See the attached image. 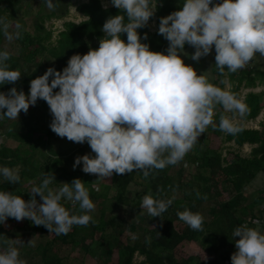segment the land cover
I'll use <instances>...</instances> for the list:
<instances>
[{
	"label": "clouds",
	"instance_id": "clouds-1",
	"mask_svg": "<svg viewBox=\"0 0 264 264\" xmlns=\"http://www.w3.org/2000/svg\"><path fill=\"white\" fill-rule=\"evenodd\" d=\"M43 2L49 9L55 6L53 0ZM110 4L120 14L104 23L98 48L73 55L60 71L48 68L30 81L27 94L16 87L0 92V120L18 119L21 111L27 113L43 100L53 117L51 130L69 141L87 143L95 153L77 157L74 169L82 164L84 173L98 175L99 180L136 170L147 177L153 169L183 160L213 124L217 105L224 113L244 112L235 94L212 83L208 72L198 74L183 57L189 55L186 46L195 49L189 58L197 62L214 48L215 66L235 72L257 54L264 56V0H183L180 10L160 18L158 34L168 41L165 52L152 51L143 42L147 34L141 36L139 31L155 16V0H110ZM0 28L12 39L2 18ZM9 60L10 52L0 49V85L15 84L22 76L10 68ZM219 129L229 134L239 131L234 118L224 114ZM0 178L19 184V169L0 165ZM54 181L53 173H44L27 201L0 190V225L9 218L27 219L57 235L87 226L96 205L85 183L77 178L53 188ZM172 204L173 199L146 194L140 208L157 218ZM76 205L80 214L72 211ZM177 216L192 230H202L200 213L185 209ZM232 235L236 251L231 264H264V229L245 224ZM33 243L34 239L26 245ZM14 244L24 243L9 239L6 247L0 246V264H25Z\"/></svg>",
	"mask_w": 264,
	"mask_h": 264
},
{
	"label": "trees",
	"instance_id": "trees-1",
	"mask_svg": "<svg viewBox=\"0 0 264 264\" xmlns=\"http://www.w3.org/2000/svg\"><path fill=\"white\" fill-rule=\"evenodd\" d=\"M35 0H0V18L7 24L8 29L15 31L12 39L13 51L18 52L15 62L9 64L12 70H18L21 62L26 64L27 72L22 76L23 84L27 89L23 90L26 94L29 92L30 81L42 76L47 70L43 67L41 59L49 57L56 62V69L62 70L67 66L68 60L75 54H87L90 47L97 48L96 45L104 36L102 31L103 25L110 16L120 14V10L111 6L110 0H68V7L73 2L80 1L77 11L85 18L79 24L68 22L64 25V31L59 34V38L53 41V32L48 31L45 26V18L49 17L40 15L35 25V33L31 34L26 28L22 19L18 20L21 15L28 12L32 8V2ZM43 1V0H42ZM59 4L62 0H58ZM66 1V0H65ZM63 2V4L65 3ZM109 3V7L105 8V3ZM157 11L155 16L149 23L156 22L159 26L160 18L166 17L174 11L180 10V3L183 0H155ZM46 5V3H44ZM62 4V5H63ZM67 7V8H68ZM69 9L59 19L66 18L69 15ZM121 14H123L121 12ZM140 34L145 33L148 36L145 43L150 44L152 51L165 52L168 47V41L161 35L152 33L149 26L140 29ZM4 30L0 28V46L2 45L1 36ZM18 33V35H17ZM126 41V34L123 37ZM188 46H186L187 48ZM231 80L238 79L240 85L247 81L250 88L256 87L257 81H264V71L255 70L253 73L240 72L239 70L232 72ZM21 79V78H20ZM253 86V87H252ZM12 88V84L0 85V92L7 93ZM257 97V98H256ZM250 95L247 98L246 120H256L260 112L264 108L260 101L262 97ZM40 101L43 106H48L43 100ZM23 114V112L21 113ZM219 116V115H218ZM221 116V115H220ZM214 117L213 127L207 135L215 148L205 147L196 151L194 154H186L187 162L195 166V173L191 177H186L185 168L177 174L176 177L170 175L169 170H151L149 176L145 177L142 172L136 170L132 173L113 174L111 178H107L105 184L101 185V190L97 191V186L85 185L88 189L90 198L95 202L96 206H102L104 203L109 204V210L114 211L120 206L132 207L138 213L147 211L140 208L143 197L146 194H152L157 199H173V204L162 214L161 217H151V227L149 233L153 237V243L150 248H140L137 244L132 246L128 237V232L122 233L120 237L109 238L115 239V245L109 249L107 246L106 229L96 225L93 219L87 226H74L66 235L54 236L48 241L44 252L45 264H70V250L81 249L82 252L95 258L100 255V259L96 264H106V256H110L112 264H231V256L236 251L235 238L233 230L240 225H248L249 227H258L254 222L263 220L264 211H257L256 207L261 203L264 204V188L258 189L255 193H259L260 197L252 203L247 202L243 191L247 188L256 189L255 181L264 173V126L261 131L248 130L242 124H237L239 131L229 134L219 129V118ZM7 121V120H6ZM5 124L2 122L0 130H4ZM28 131H16L11 127L8 133L9 138L17 139L20 142L36 143L40 147L43 142L47 145L51 143L52 134L48 132L45 136L31 138L33 131L37 129L29 128ZM35 132V131H34ZM40 132V131H39ZM36 133V132H35ZM44 137V139H43ZM206 137V138H207ZM221 139L227 143H236L237 146L243 147L246 144L255 146L250 158H243L239 154H229L228 158H223L220 154ZM204 145L206 139L203 138ZM48 147V146H43ZM35 150H31L27 155L17 153L16 150L2 148L0 151V163L7 167H13L22 164L26 171L23 173V181L29 182V186L39 185L44 173H53V163L60 167L61 175L57 182L63 179L69 180L72 171L68 170V164L75 170L82 171L83 165L74 169V161L67 158L60 163L56 162L51 156L41 163H34L31 155ZM87 154L86 148H80L74 155L76 158ZM33 157V156H32ZM65 176V177H64ZM135 184L139 189L135 195L128 190L130 185ZM23 186L15 187L0 178V190L13 192L18 196H22L26 201L30 200V192H25ZM115 187L116 195L109 201L104 189ZM227 188L229 190H227ZM231 190L234 196L231 195ZM180 193L183 199H175V194ZM36 199L40 201V197ZM215 202L216 206L212 210V220L204 224L202 230H192L183 221L179 220L177 212L190 209L193 212L200 213L207 202ZM71 208V205H66ZM74 214H80L79 206L72 208ZM149 216V215H148ZM261 216L263 218H261ZM261 218V219H258ZM31 222V221H30ZM117 219L110 221V228H115ZM16 220L9 218L5 225H0V246L6 247L10 239V234L14 230ZM31 231L40 235H50L49 230L44 226H36L32 222ZM135 231V227H131ZM144 257V260L135 263L136 254ZM93 256V257H92ZM88 264V263H85Z\"/></svg>",
	"mask_w": 264,
	"mask_h": 264
},
{
	"label": "rangeland",
	"instance_id": "rangeland-1",
	"mask_svg": "<svg viewBox=\"0 0 264 264\" xmlns=\"http://www.w3.org/2000/svg\"><path fill=\"white\" fill-rule=\"evenodd\" d=\"M64 1L65 0H62L61 3L59 4L58 0H53L55 6L53 9H49L47 7V5H45L42 0H35L34 2H32V5H33L32 8L28 12L21 15V17L18 20L22 19L21 21H23V23L25 24V28L31 34H34L35 33V25L37 24V19L40 17V15H45L46 17H49L52 14H55V16L51 19L45 18V26L48 29V31L53 32V41H55L57 38H59V34L62 31H64L65 23L70 22V21L75 22V23L81 22V19H80L79 15L76 11L77 5H79L80 1H78V2L74 1L72 6L70 7V9L68 7V4H69L68 0H66L65 3L63 4ZM84 1H86V0H84ZM67 9H69V17H67V19H65V20H60L58 17H61L66 12ZM7 31L12 36V39H13V37L16 34L15 31L12 30L11 28L7 29ZM153 31H157V29H154ZM12 39H9L8 36L5 35V33H3V35L1 36L2 45L0 46V49H6L10 52V60L7 61V63H9V64H12L13 62H15V60H14L15 58L12 57V53H13L14 57H18V52L13 51ZM98 46H99V43L96 45V47L98 48ZM260 57H262V56H260ZM41 61H42L43 67H45L46 69H48L50 67L56 68V62L49 57H45V58L41 59ZM26 67H27L26 64L24 62H21L18 70L20 71L22 76L27 72ZM22 76H21L20 80H18L15 84H12V87L17 86V84H18L20 86V89H24V88L27 89L28 88L27 86H25V84H23L24 81H23ZM263 90L264 89H259V91H261V92H263ZM38 105H41V103L39 102V104H36L35 106H38ZM47 107L48 106H46V108ZM35 108H37V107H35ZM35 108H34V106H30L29 110L35 109ZM21 112H23V111H21ZM238 115L239 114L231 115L234 118L236 125L238 124V122L240 120V117H237ZM219 116L215 115L214 117H216V119H217ZM24 118L25 117L23 115L19 114L18 119H15V120H10L7 118H5L7 121L5 119L0 120V122L1 121L4 122L5 128H6V129L0 130V131L3 134L8 133V130L11 129V126H14L15 124L17 125L16 131H20V132L28 131L27 127L25 126L26 122H24ZM27 119L30 120L28 117H27ZM248 126L250 127V125H247V127ZM210 128H211V126H209V129H207V131H205V133L199 137V141L201 143L203 142L202 141L203 138L206 139L204 145H202L201 143L200 144L197 143L198 147H200L199 150H202L204 152H205V147H209L211 149L215 148V144L213 145L212 144L213 141H211V139H212L211 135H210V138L207 137V135L210 132ZM34 131H33L32 135L29 137L37 138L36 140H40L43 142V140L41 138L40 139H38V138L40 136H45L46 133L45 132H39L36 130H34ZM39 134H40V136H38ZM5 135H7V134H5ZM43 139H44V137H43ZM221 141L222 142L220 144L221 147L219 149V152H220V154H222L223 158H228L229 154H233V153L239 154L243 158L248 157L250 155L251 150L238 149V147L233 143H227V142L223 141L222 139H221ZM78 144L79 143H74L75 146H78ZM44 145L45 146L49 145L52 147V149L49 147L43 148ZM82 146H84V145H82ZM5 147L8 149L16 150L17 153L24 154V155H27V153H29L31 150L36 149L35 153L33 152V155H31V159L34 163H41L42 161H45L46 158H48L49 156H51L56 162L60 163V162H62L61 159L65 158V157L61 156L60 154H62V153L68 154L69 153L67 151H61L60 149H56V148L54 149V147L51 145V143L46 145L43 142V145L40 147L39 145H37L34 142H32V143L20 142L19 140L13 139V138H9V143ZM189 153H193V150L191 149L187 154H189ZM186 160H187V158L185 155L183 160H181L179 163H177L175 165L167 166L166 168L169 170V172H170L169 174L176 177L177 174H179L180 171H182L184 169V162ZM52 164H53L52 168H54V176H55L56 182L54 181L53 184L51 185V187L59 188L57 185V182H58L59 177L61 175L60 167L56 163L52 162ZM0 165H2V164L0 163ZM2 166H4V165H2ZM186 166H187V168H185V175H186V177H191L195 173V166H190V165H186ZM11 168L19 169V175H20L19 184H13V185L15 187L23 186L22 189L25 192H30L32 186L28 185L29 182L23 181V173L26 171L25 167L22 164H18V165L11 167ZM67 169L72 171L71 178L69 180L63 179L61 183H65V182L71 183L74 179L78 178V179H81L85 183V185L97 186L95 189L97 191H100L101 185L105 184V182H106V179L99 180L100 178L98 175L86 174V173L83 174L80 170L79 171L75 170L73 172V168L69 164H68ZM256 188H259L258 185L256 186ZM116 190L117 189L115 187L110 188V189H107V188L104 189V193L108 194L107 197H108V199H110L109 201H111V199L116 195ZM128 190L131 194L135 195V192L137 190H141V188L139 189V186H136L135 184H133V185H130ZM227 190H229V189L227 188ZM255 190L256 189H253V188H247L246 190L243 191V194H244L247 202L252 203V201H256V199L259 198L258 193L255 194V192H256ZM231 195L234 196V194L232 193V190H231ZM175 199H183V197L180 193H177V194H175ZM40 202H42V201L40 200ZM263 205H261L260 207H256V212L257 211H259V212L264 211ZM108 206H109V204H106V203H104L102 206H96L95 210L92 213H90V215L92 216V219L96 225L101 226L102 230L106 229V231H107L106 236L108 239L107 246L109 247V249L116 246L114 238L120 237L121 234L125 233V232H128V237L130 239V242H131L130 244L132 246H134V244L135 245L137 244L140 248H144V247L150 248L151 247V245L153 243V237L149 233V230L151 227V217L150 216L145 215L144 212L138 213L132 207H128V206H120L118 209H115L114 211L109 210ZM215 206H216V203L212 202V201L207 202L204 205V208L200 212V214L204 218V222H203L202 227H204V224L206 223V221L209 222L212 220V210ZM263 217L261 216V218H263ZM261 218H258V219H261ZM112 219H117L115 228H110V221ZM263 220H264V218H263ZM31 227H32V224L27 219H24L23 221H17L16 220L15 228L10 234V239H13V240L18 239L24 243V244H14L13 246H15L19 249L20 258L25 261V264H45L44 263L45 247H46L48 241H50L51 238L54 236V233H51L50 235H47V236L36 234V233L31 231ZM131 227H135L136 230L132 231ZM110 235H113L114 238H109ZM33 239H34L33 245H31V246L26 245L27 243H29ZM68 257H69L70 264H85V263L96 264L95 262L96 261L98 262V259H100V255H97L95 258H91L87 254L82 252V250L79 248L75 249V250H70ZM106 260H107L106 264H112L110 262V256L109 255L106 256ZM143 260H144V257H142L139 253L136 254L135 263H139Z\"/></svg>",
	"mask_w": 264,
	"mask_h": 264
},
{
	"label": "crops",
	"instance_id": "crops-1",
	"mask_svg": "<svg viewBox=\"0 0 264 264\" xmlns=\"http://www.w3.org/2000/svg\"><path fill=\"white\" fill-rule=\"evenodd\" d=\"M86 1H88V0H86ZM105 4H108V7H109V3L106 2ZM77 7H78V5H77ZM76 11H77V8H76ZM77 13L81 19V22H83L85 20V18L78 11H77ZM67 17H69V15L66 16V18H63L60 20H65V19H67ZM70 22H72V21H70ZM77 24H79V23H77ZM148 26H149L152 33H156L158 31L159 26L156 24V22L149 23ZM154 29H157V31H153ZM185 51L189 54L188 56L183 57L186 64L193 66L198 74H204V73L208 72V78L212 83H214L218 87L226 89L227 91L235 94L245 106L243 113H239V112L224 113L222 107L217 105V108H216L217 113L215 115L224 114V115H230L231 116L233 114H239L237 116V117H240L238 124H242L248 130L261 131L263 129V126H264V121H262L263 117L261 115L262 111L260 112V114H259L260 116L256 120H246L245 115H246V111L248 109L247 98L250 95H254L255 97L256 96H258V97L264 96V90H263V92H261L262 90L259 91V89H264V81H260V80L257 81L256 82L257 86L254 88H250L249 86H247V81H245L242 85H240L237 78L232 81L231 80V74L229 73L227 68L221 70L219 67L215 66V64H216V61H215L216 53H215L214 48H213V51L210 55L201 58L200 61H198V62L193 61L189 58L192 54H194L195 49L193 47L188 46L187 48H185ZM253 60L256 63V71L257 70L264 71V56L260 57L257 54L256 56L253 57ZM39 102L40 101H37V104H39ZM35 107H37V108H35ZM34 108L35 109H30L27 113H25V112L23 114H21L22 112L20 113L21 115H23L25 117L24 122H26L25 126L27 127V129L35 128L40 132H45V133L51 132L52 133V130L50 128V124L52 122L53 117L50 113L49 106L46 108V106H43L41 104L38 106H34ZM27 117L31 121L28 120ZM1 123H2V121L0 122V124ZM247 125H250V127L249 126L247 127ZM11 127L17 128V125L15 124L14 126H11ZM212 127H213V124H212ZM207 129H209V126L207 127ZM207 129H206V131H207ZM52 135L53 136L51 138L52 139L51 145L54 147V149L56 148V149H60L61 151L69 152L68 154H63V153L60 154L61 156L65 157L64 159H61L62 161H65V159H67V158H71L75 162L76 157L74 155L76 154V152L79 148H86L87 154L92 155V156L95 155V153L92 152L90 146L87 143L78 144V146H75L74 143H76V142L69 141L66 137L61 138L55 133ZM197 143H199V144L201 143L199 141V139L194 144V146L192 148L193 154L196 151H198V149H200V147H198ZM233 144H235L237 146L236 143L233 142ZM82 145H84V146H82ZM48 147L52 149L51 146L48 145ZM237 147H238V149H242V150H251L250 155L248 157H244V158H250L253 150L256 148L255 146H252L250 144H246L243 147H239V146H237ZM190 154H192V153H190ZM186 165L192 166L189 162L185 161L184 162V168H187ZM255 184H256V186L258 185V187H259V188H256L255 191H258V189H260V188H264V173H262L259 176L258 180L255 181ZM255 194H257V193H255ZM258 195H259V193H258ZM259 197H260V195H259ZM260 206H261V204L258 205V207H260ZM260 228L264 229V221H263V225Z\"/></svg>",
	"mask_w": 264,
	"mask_h": 264
},
{
	"label": "built area",
	"instance_id": "built-area-1",
	"mask_svg": "<svg viewBox=\"0 0 264 264\" xmlns=\"http://www.w3.org/2000/svg\"><path fill=\"white\" fill-rule=\"evenodd\" d=\"M256 70V63L252 59L250 62H248L243 68L239 69L240 72H247V73H253ZM261 105L264 106V96L261 98L260 101ZM261 115L263 117L262 121H264V109L261 112ZM259 223L257 224L259 227L263 225V222L261 220H257ZM256 221V222H257Z\"/></svg>",
	"mask_w": 264,
	"mask_h": 264
},
{
	"label": "water",
	"instance_id": "water-1",
	"mask_svg": "<svg viewBox=\"0 0 264 264\" xmlns=\"http://www.w3.org/2000/svg\"><path fill=\"white\" fill-rule=\"evenodd\" d=\"M9 143V137L8 135L3 134L0 131V151L2 150V148H4L7 144Z\"/></svg>",
	"mask_w": 264,
	"mask_h": 264
}]
</instances>
